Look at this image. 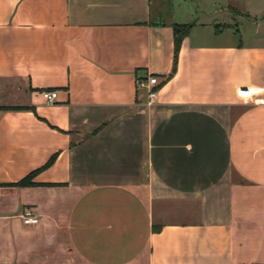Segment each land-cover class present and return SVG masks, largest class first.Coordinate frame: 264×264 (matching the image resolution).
<instances>
[{
  "label": "crops",
  "instance_id": "0c3cea01",
  "mask_svg": "<svg viewBox=\"0 0 264 264\" xmlns=\"http://www.w3.org/2000/svg\"><path fill=\"white\" fill-rule=\"evenodd\" d=\"M173 3L0 0V264H264V0Z\"/></svg>",
  "mask_w": 264,
  "mask_h": 264
},
{
  "label": "built area",
  "instance_id": "2783aa9c",
  "mask_svg": "<svg viewBox=\"0 0 264 264\" xmlns=\"http://www.w3.org/2000/svg\"><path fill=\"white\" fill-rule=\"evenodd\" d=\"M140 86L147 89V99L148 105L154 103L156 99L157 92L155 87L157 86V79L154 76H151L147 79L145 83H140ZM261 90L255 89H242L239 94L243 99L250 98L254 93L260 92ZM42 99L46 103H53L57 98V92L55 91H43L41 93ZM20 219L22 224L26 227L36 226L38 225V218L34 215V213L30 209H24L20 215Z\"/></svg>",
  "mask_w": 264,
  "mask_h": 264
},
{
  "label": "trees",
  "instance_id": "16d2710c",
  "mask_svg": "<svg viewBox=\"0 0 264 264\" xmlns=\"http://www.w3.org/2000/svg\"><path fill=\"white\" fill-rule=\"evenodd\" d=\"M191 28V25H184V26H174L172 29V33H173V42H174V53H175V58L177 56V53L179 51L180 45L182 40L184 39L185 36H187L189 30ZM12 110H22V108H13ZM55 157H51V159L46 163V165L29 174L27 177H25L24 179H22L21 181H19L18 183L15 184H8L5 185L6 187H18V188H31V187H35L36 185L32 182L34 176L36 174H38V172L45 170L46 168H48L49 166L52 165L53 161H54ZM157 231V230H156Z\"/></svg>",
  "mask_w": 264,
  "mask_h": 264
},
{
  "label": "rangeland",
  "instance_id": "374dc122",
  "mask_svg": "<svg viewBox=\"0 0 264 264\" xmlns=\"http://www.w3.org/2000/svg\"><path fill=\"white\" fill-rule=\"evenodd\" d=\"M154 3L157 2V0H152ZM165 2L169 3V0H164ZM173 3V13H177L179 11V4H178V0H172ZM204 4V0H186V6L188 5L189 7H191V18L192 20H202L204 19V11H203V5ZM165 7H167V11H169L168 7L169 4H165ZM184 7V5H183ZM184 9V8H183ZM182 9V10H183ZM171 11V10H170ZM70 249H68V251H65V254L63 253L64 256L62 257H57L54 259L53 264H80L78 260H76L72 254L70 253Z\"/></svg>",
  "mask_w": 264,
  "mask_h": 264
}]
</instances>
